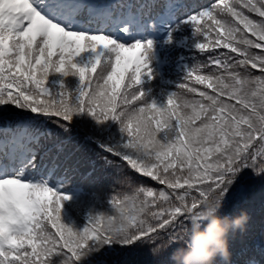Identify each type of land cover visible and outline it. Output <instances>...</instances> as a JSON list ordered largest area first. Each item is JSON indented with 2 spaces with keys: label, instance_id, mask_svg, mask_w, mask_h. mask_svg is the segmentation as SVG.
<instances>
[{
  "label": "snow or ice",
  "instance_id": "1",
  "mask_svg": "<svg viewBox=\"0 0 264 264\" xmlns=\"http://www.w3.org/2000/svg\"><path fill=\"white\" fill-rule=\"evenodd\" d=\"M224 9L234 19H218ZM246 13H256L260 19ZM204 18L219 26L212 47L226 49L209 57L213 71L197 77L208 82L212 94L201 92L202 100L189 101L170 92L167 103L172 109L158 108L136 87L152 71L147 57L153 41L127 43L129 33L144 32L152 21H170L190 23L198 37L207 35L198 24ZM174 30L170 25L169 39ZM195 47L203 51L208 45L196 42ZM88 50L94 55L87 63L74 62ZM98 66L99 74L93 80L91 74L97 73ZM130 68V83L125 85ZM253 69H259L260 75H254ZM51 72L76 74L81 86L69 91L60 81L59 90L53 91L46 86ZM153 110L160 119L150 115ZM84 111L97 121L118 122L126 134L122 144L101 147L169 191L160 188L154 195L153 189L141 188L116 202L117 215H90L92 227L76 231L67 224L53 223L59 236L44 229L37 236L39 217L51 219L55 212L59 220L62 201L69 199L50 186L66 176L60 175L62 148L52 146L48 122L55 115L57 128L67 129L72 115ZM0 125V264H49V257L57 251L64 253L62 264H73L86 254L90 241L144 243L152 252L157 251L156 245L171 242L166 252L172 253L183 245L182 230L209 190L224 194L225 208L245 169L256 177L264 176V159L257 164V158L264 157V0H235L231 5L225 0H208L207 4L188 0H0ZM165 129L162 141L157 135ZM147 197L152 198L150 202ZM158 200L167 202V207L150 211L151 206L160 208ZM258 255L259 259L255 254L249 256L244 264H264V248ZM232 256L231 252L230 264H237ZM170 257L161 264H169Z\"/></svg>",
  "mask_w": 264,
  "mask_h": 264
},
{
  "label": "trees",
  "instance_id": "2",
  "mask_svg": "<svg viewBox=\"0 0 264 264\" xmlns=\"http://www.w3.org/2000/svg\"><path fill=\"white\" fill-rule=\"evenodd\" d=\"M127 2L143 3L147 0H127ZM188 2L207 4L208 0H188ZM213 2L219 3V0H213ZM225 2L231 5L235 3V0H225ZM246 14L253 19H260L256 13ZM217 18L234 19L227 9H224L221 16ZM198 24L207 31V35L201 33L196 37L194 28L190 23L180 22L171 25L175 29L172 31L171 39H169L170 28L166 30L163 37L151 35L148 26L142 32L144 35L142 39H139L138 36L132 37L129 33L131 39L127 40V43L146 39L153 41L152 50L147 57L152 71L150 74L145 73L140 84L136 87L142 88L148 94V98L158 104V108L164 106L172 109L173 106L167 103L170 92H175L189 101L202 100L201 92L212 94L213 90L208 88V82L202 83L197 77L206 76L210 71H213L214 66L211 64L209 57L226 51V49L212 47L217 40L218 25L207 18L200 19ZM209 25H211L210 28ZM249 35L251 34L249 33ZM196 42L205 43L208 47L201 51L195 47ZM252 51L259 52L261 50L252 49ZM93 55L94 53L90 50L85 51L75 57L74 62L87 63ZM193 69L198 70L193 71ZM99 71L100 67L98 66L97 73L91 74L93 80H95ZM131 71L130 68L124 81L125 85L130 83L128 75H131ZM253 73L257 76L260 75L259 69H253ZM60 81H63L64 86L69 91L81 86L78 75L64 76L62 73L56 72L49 74L46 86L53 91H58ZM100 83H103V81H100ZM182 85L184 87H181ZM193 88L197 91H191ZM128 91H131V89H128ZM120 92L121 94L125 92L123 85ZM68 98H71L70 95ZM41 99H44V97ZM173 100L176 104L180 103L175 96ZM117 103H121L119 97ZM132 105L136 108L142 107L138 102H132ZM150 115L160 119L155 110ZM57 119L59 118L53 115L52 120L48 122L50 125L49 130L53 132L52 146L58 144L62 148L60 151V175L66 176V179L50 183V186L66 194L69 199L62 201L61 218L59 220L56 219L55 212L52 213L51 219L43 215L39 217L37 223L40 224V228L35 230L37 236L40 235L41 229L59 236L57 228L52 227L53 223L58 225L67 224L76 231L83 230L84 227H92L88 223L90 215L94 216L97 213H101L103 217L117 215L116 202H123L125 197L133 196L141 188L153 189L154 195H158L160 188L169 191L166 185L160 184L153 177L138 172L120 156L101 147L102 144L110 146L122 144L126 134L121 132L118 122L112 119L97 121L92 114L84 111L74 113L68 128L61 129L57 128L55 124ZM199 123V121H196L195 125L199 126ZM153 127H156L155 120L153 121ZM167 131L165 129L159 132L157 138L163 141ZM104 157L107 158V161ZM261 159H264V157L257 158V164L260 163ZM211 161L212 158L210 157L208 162ZM201 165H203V161H201ZM160 171L163 172L162 165ZM169 171L171 172L172 169ZM176 171L179 173L181 169L177 167ZM184 171L186 173V169ZM57 183L63 186L57 187ZM220 196L221 193H213L212 190H209L208 194L199 203L207 204L210 208L219 201ZM140 198L144 199L145 195L142 193ZM147 199L150 202L152 198L147 197ZM157 203L160 204V208L151 206L150 211H160L161 208L167 207V202L158 200ZM241 210H247L250 216L246 228L243 231L237 230L230 233L229 236V247L233 253L232 259L237 264H244L249 256L253 254L259 259L258 253L264 248V176L256 177L250 169H245L240 175L223 212L236 215ZM143 216L142 213L141 217L143 218ZM196 219H199V213H194L190 217V220ZM102 225L103 219L100 221V226ZM186 232L187 228L185 227L182 230L181 237H184ZM60 243L62 244L63 241L61 240ZM150 248L151 246L148 244L126 245L119 242V240H112L111 242L90 241L89 249L85 250L86 254L82 255L79 260H74L73 264H161L171 254L170 250L169 253L164 252L154 257ZM28 251H31L30 247ZM64 259L63 251H57L49 257V264H62ZM169 264H172V262L170 261Z\"/></svg>",
  "mask_w": 264,
  "mask_h": 264
},
{
  "label": "clouds",
  "instance_id": "3",
  "mask_svg": "<svg viewBox=\"0 0 264 264\" xmlns=\"http://www.w3.org/2000/svg\"><path fill=\"white\" fill-rule=\"evenodd\" d=\"M223 195L212 207L202 204L195 212L199 213V219L190 220L186 226L187 232L181 237L183 245L171 253L172 264H230V233L243 231L250 216L247 210L225 214ZM170 243L156 245L157 251L152 252L151 248L150 251L158 256L167 251Z\"/></svg>",
  "mask_w": 264,
  "mask_h": 264
},
{
  "label": "rangeland",
  "instance_id": "4",
  "mask_svg": "<svg viewBox=\"0 0 264 264\" xmlns=\"http://www.w3.org/2000/svg\"><path fill=\"white\" fill-rule=\"evenodd\" d=\"M157 22H159V21H157ZM157 22H155V23H157ZM165 22H168V21H164V22H162V23H165Z\"/></svg>",
  "mask_w": 264,
  "mask_h": 264
}]
</instances>
